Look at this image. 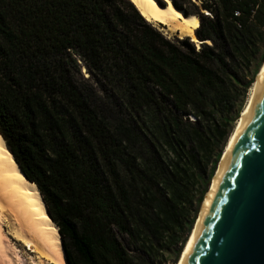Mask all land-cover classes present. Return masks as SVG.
I'll list each match as a JSON object with an SVG mask.
<instances>
[{"label": "trees", "instance_id": "trees-1", "mask_svg": "<svg viewBox=\"0 0 264 264\" xmlns=\"http://www.w3.org/2000/svg\"><path fill=\"white\" fill-rule=\"evenodd\" d=\"M172 3L198 17L199 49L129 0H0V135L67 264L177 256L242 111L253 76L237 66L258 53L264 0H203L205 15ZM76 57L110 95L114 125L72 77Z\"/></svg>", "mask_w": 264, "mask_h": 264}, {"label": "water", "instance_id": "water-1", "mask_svg": "<svg viewBox=\"0 0 264 264\" xmlns=\"http://www.w3.org/2000/svg\"><path fill=\"white\" fill-rule=\"evenodd\" d=\"M177 264H264V63Z\"/></svg>", "mask_w": 264, "mask_h": 264}, {"label": "bare ground", "instance_id": "bare-ground-1", "mask_svg": "<svg viewBox=\"0 0 264 264\" xmlns=\"http://www.w3.org/2000/svg\"><path fill=\"white\" fill-rule=\"evenodd\" d=\"M129 1L133 3L138 12L149 23H159L164 25L169 32L178 33L180 37L189 36L192 41L199 42L195 36V30L200 24L198 17L193 13L184 15L182 10L173 5L172 0ZM160 1L163 2V4H160ZM263 63L264 61L260 68ZM254 81L251 85V89L254 85ZM239 119L240 116L233 131L228 137L216 170L226 152ZM8 211L9 213L12 212L22 217L23 229H26L28 233L22 231L15 219L13 221L8 218ZM194 225L195 222L192 230ZM4 227H7V231H5ZM8 235L19 241L27 250L36 255L35 257L31 256L30 264H66L58 228L49 217L37 186L26 180L0 135V255L5 258L7 264H17L18 262H15L16 259L13 260L14 257L10 256L6 251L4 241L9 237Z\"/></svg>", "mask_w": 264, "mask_h": 264}, {"label": "rangeland", "instance_id": "rangeland-1", "mask_svg": "<svg viewBox=\"0 0 264 264\" xmlns=\"http://www.w3.org/2000/svg\"><path fill=\"white\" fill-rule=\"evenodd\" d=\"M172 1L177 2L179 4H182V6L184 8H186L187 10L193 9L194 5H196V6H198L200 8V11L202 12V14H204V15L208 14V12L201 7V2L203 0H197V1H194V0H189V1H187V0H183V1L172 0ZM160 4H163V2H161ZM149 24H150V26L153 27V29L158 31L165 38H167L168 40H170L172 42H175L177 38L178 39H182V38L185 37V36L180 37L178 35V33L169 32L164 25H161L159 23H149ZM190 39H191V37H190ZM201 42L202 41H199V42L198 41H193V43L195 44V48L196 49L200 48ZM207 44H210V41H207ZM263 50H264V33L262 34V36H261V38L259 40L258 53L255 56L254 60H252L250 64H247V65L244 64L242 69H241V67L237 66L238 75L241 78H245L244 79L245 81L250 80L252 78V76H253V80L250 83V86L248 87L247 92L245 93L242 109L244 108L246 100H247V98H248V96L250 94L251 85H252V83H253V81H254V79L256 77V74H257V73L253 74L254 73V68H255V66L258 65V63H260L259 66H257L258 67L257 68V72H258V70H259V68H260V66H261V64H262V62L264 60V57H263L262 61L259 62V56H260V54L262 53ZM76 58H77V61L79 63V68L75 69L73 71L72 77L74 78V80L78 84L83 85L86 88H88V90L91 92L92 99L94 100V102H96V104H98L101 107V109L106 113L105 115L109 118L111 123L114 125L115 124L114 123L115 119L118 116V111L113 108L112 102H111V99H110V95H108L107 92H104L102 90V88L100 87L99 83L94 79V77L88 71V68L84 64V62L81 59H79L78 57H76ZM240 114H241V112H240ZM238 118L235 120V122H234V124H233V126L231 128V131L229 132V134L227 136V140H228L229 135L233 131L234 126H235ZM227 140H226V142H227ZM224 147H225V145H224ZM224 147H223V150H224ZM211 180H212V178H211ZM211 180H210V183H211ZM210 183H209V186H210ZM209 186H208V188H209ZM207 191H208V189H207ZM205 194H204V196H205ZM200 207H201V205H200ZM200 207H199V210H200ZM199 210H198V213H199ZM198 213H197V215H198ZM7 216H8V218H10V220L12 219L14 221V219H15V221H17L19 226L21 227L22 231H24L25 233H28V231L26 229H23L24 227H23V224H22V217L20 215H15L14 213H12V212L9 213V211H8ZM4 229H5V231H7V227L6 228L4 227ZM60 243H61V239H60ZM4 244L6 246L7 253L10 256L14 257L13 260L16 259L15 262L16 263L18 262L17 264H30L31 263V256L32 257L36 256L34 253H32L29 250H27L25 248V246L21 245V243L19 241L15 240L11 236H9V237H7L5 239ZM61 247H62V243H61ZM176 247H178V245ZM128 249H130V251L132 253H134V254L137 253L132 246L128 247ZM62 250H63V247H62ZM181 251L179 252V254L177 256H175V254L173 253V250H164V251H162V253H160L159 256H156L154 258V260H151L148 264H176L178 262V260H179ZM63 252H64V250H63ZM0 264H7L5 258L3 256H1V255H0ZM48 264H54V263H48Z\"/></svg>", "mask_w": 264, "mask_h": 264}]
</instances>
